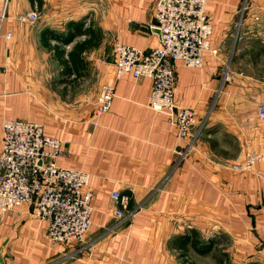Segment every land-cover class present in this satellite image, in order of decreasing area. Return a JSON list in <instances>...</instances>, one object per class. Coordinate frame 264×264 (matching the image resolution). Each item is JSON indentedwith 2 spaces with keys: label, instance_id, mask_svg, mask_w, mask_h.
<instances>
[{
  "label": "crops",
  "instance_id": "1",
  "mask_svg": "<svg viewBox=\"0 0 264 264\" xmlns=\"http://www.w3.org/2000/svg\"><path fill=\"white\" fill-rule=\"evenodd\" d=\"M151 6L152 0H0V151L4 120L40 123L46 135L67 142L58 165L89 173L93 191V226L82 243L51 244L46 222L29 205L0 215V264H186L173 241L190 230L203 242L223 236L232 264H264V120L258 116L264 83L238 70L246 46L237 39L264 27V0L208 1L217 54L206 53L202 68L174 62L175 99L198 117L183 140L165 114L149 107L150 80L114 78L116 42L144 50L161 45ZM34 11L35 23L20 20ZM256 17L262 21L254 24ZM83 20L103 34L82 55L97 78L88 111L64 99L69 85L53 84L62 68L41 41L43 30L67 35L70 23ZM108 84L116 96L96 118ZM115 191L130 197L134 216L115 215ZM191 253L197 262L206 257Z\"/></svg>",
  "mask_w": 264,
  "mask_h": 264
},
{
  "label": "built area",
  "instance_id": "2",
  "mask_svg": "<svg viewBox=\"0 0 264 264\" xmlns=\"http://www.w3.org/2000/svg\"><path fill=\"white\" fill-rule=\"evenodd\" d=\"M208 1L152 0L153 28L160 34L161 45L144 50L119 42L114 44L115 81L125 74L150 80L149 107L165 114L182 140L191 137L198 117L195 109L183 107L175 99L174 62L202 68L206 53L217 54L211 47L213 24L207 14ZM38 17L34 11L20 20L35 23ZM5 37L11 40L12 34L7 33ZM242 38L237 36L238 40ZM115 96L114 84L102 87L96 118L110 111ZM258 116L264 120V104L259 106ZM2 129L0 215L29 205L32 214L46 222L51 244L82 243L93 226L91 175L58 165V160L66 156L67 142L46 135L42 124L6 119ZM191 149L192 146L188 151ZM112 199L119 205L114 212L117 217L129 218L136 214L129 206L130 197L115 191ZM2 253L0 249V257Z\"/></svg>",
  "mask_w": 264,
  "mask_h": 264
},
{
  "label": "trees",
  "instance_id": "3",
  "mask_svg": "<svg viewBox=\"0 0 264 264\" xmlns=\"http://www.w3.org/2000/svg\"><path fill=\"white\" fill-rule=\"evenodd\" d=\"M70 26L72 31L67 35L56 33L50 29H45L41 33L43 46L53 51L55 59L62 68L59 83L66 85L88 75V64L82 55L87 50L98 47L103 39L101 30L88 25L85 20L72 22ZM78 38L83 39L77 41L72 49L67 52L66 47ZM261 51L264 54V46ZM131 204L132 202H130L129 206ZM173 246L178 248L180 256L183 258V256H188V252L191 250L199 255L214 254L220 247V241L219 239L211 238L203 242L197 231L190 230L186 235L174 239ZM224 257L225 259L228 257L225 252H223L222 257H217V264H223Z\"/></svg>",
  "mask_w": 264,
  "mask_h": 264
},
{
  "label": "rangeland",
  "instance_id": "4",
  "mask_svg": "<svg viewBox=\"0 0 264 264\" xmlns=\"http://www.w3.org/2000/svg\"><path fill=\"white\" fill-rule=\"evenodd\" d=\"M254 24L261 22L260 17ZM246 37L242 36L243 38L240 40V45L246 46L245 51L239 52L238 55V70L243 72L244 74L252 77L253 79L264 83V54L262 53L261 49L264 46V27L251 29ZM60 77H53L52 82L53 84H57L58 86H62L59 83ZM69 87L65 91L64 99L69 102V104H74L78 107H82L83 110L88 111L89 109L94 108L95 103V94L97 92V78L95 75L89 74L82 78H78L76 81L74 80L72 83L68 84ZM67 85V86H68ZM220 241V247L218 251L214 254H210V256L206 255L204 260L195 259L197 256L188 252V256H183L181 259L183 263L186 264H217V257H222L225 248L223 247L227 245L226 239H223V236H217ZM223 251V252H222ZM226 253V252H225ZM228 257L225 259L223 264H232L231 263V255L230 253H226ZM222 259V258H221ZM259 264V263H256Z\"/></svg>",
  "mask_w": 264,
  "mask_h": 264
}]
</instances>
